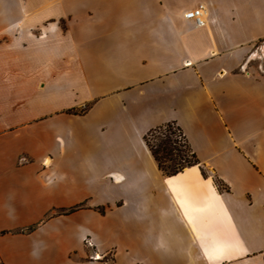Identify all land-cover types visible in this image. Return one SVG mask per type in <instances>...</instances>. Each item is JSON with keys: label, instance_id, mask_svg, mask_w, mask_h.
Masks as SVG:
<instances>
[{"label": "crops", "instance_id": "obj_1", "mask_svg": "<svg viewBox=\"0 0 264 264\" xmlns=\"http://www.w3.org/2000/svg\"><path fill=\"white\" fill-rule=\"evenodd\" d=\"M31 2L0 12V264H264V0Z\"/></svg>", "mask_w": 264, "mask_h": 264}, {"label": "trees", "instance_id": "obj_2", "mask_svg": "<svg viewBox=\"0 0 264 264\" xmlns=\"http://www.w3.org/2000/svg\"><path fill=\"white\" fill-rule=\"evenodd\" d=\"M143 140L163 174L173 175L186 166L198 163L182 129L174 121L148 129L143 135ZM201 172L204 174L203 169ZM213 181L218 190H227L219 179L213 178ZM80 206L82 204L69 209H61L59 213H66Z\"/></svg>", "mask_w": 264, "mask_h": 264}, {"label": "rangeland", "instance_id": "obj_3", "mask_svg": "<svg viewBox=\"0 0 264 264\" xmlns=\"http://www.w3.org/2000/svg\"><path fill=\"white\" fill-rule=\"evenodd\" d=\"M20 1V0H18ZM32 1V2H31ZM43 1H51L50 3H42ZM31 3L25 4V8L28 7L29 11L33 12L34 14L43 11V8L47 7H61V0H30ZM21 5L15 4L14 0H0V12H3L10 16V14H15L17 12H22L20 10ZM35 16V15H34ZM9 24V19L6 17H2L0 19V28H5ZM1 33V32H0ZM0 41L1 42H8L9 35L6 32H2L0 34Z\"/></svg>", "mask_w": 264, "mask_h": 264}, {"label": "built area", "instance_id": "obj_4", "mask_svg": "<svg viewBox=\"0 0 264 264\" xmlns=\"http://www.w3.org/2000/svg\"><path fill=\"white\" fill-rule=\"evenodd\" d=\"M184 17L193 20L197 26L203 25L205 21V9L203 4L184 12Z\"/></svg>", "mask_w": 264, "mask_h": 264}]
</instances>
